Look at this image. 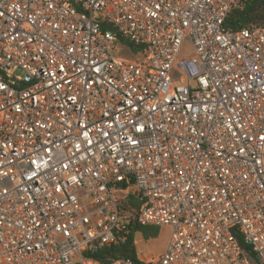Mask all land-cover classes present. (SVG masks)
I'll use <instances>...</instances> for the list:
<instances>
[{"label": "built area", "instance_id": "1", "mask_svg": "<svg viewBox=\"0 0 264 264\" xmlns=\"http://www.w3.org/2000/svg\"><path fill=\"white\" fill-rule=\"evenodd\" d=\"M246 1L0 0V264H101L128 191L172 235L110 264H264V24L224 27Z\"/></svg>", "mask_w": 264, "mask_h": 264}, {"label": "trees", "instance_id": "2", "mask_svg": "<svg viewBox=\"0 0 264 264\" xmlns=\"http://www.w3.org/2000/svg\"><path fill=\"white\" fill-rule=\"evenodd\" d=\"M263 24L264 0H248L230 11L225 20L224 27L226 30H239ZM130 46L134 49H141V47L133 43H130ZM141 206L142 201L136 193L130 191L122 193L119 199V207L132 215L127 241L104 246L95 253L90 254V256L99 260L101 264H110L113 260L118 258H132L140 263L138 260L139 251L135 241V234L141 231L144 239L155 238L159 235L158 227H155L157 225H140L137 222L136 219L140 213ZM236 234L243 249L247 252L250 259L255 262L256 254L252 247L244 241L242 235L238 231ZM85 255L89 256V253H85Z\"/></svg>", "mask_w": 264, "mask_h": 264}, {"label": "rangeland", "instance_id": "3", "mask_svg": "<svg viewBox=\"0 0 264 264\" xmlns=\"http://www.w3.org/2000/svg\"><path fill=\"white\" fill-rule=\"evenodd\" d=\"M189 50V45L185 46L184 52ZM116 55L129 60L141 59L143 56L142 50L140 48L134 49L130 46V43L126 40H120L116 47ZM158 227L159 235L158 237L151 239H144L141 231L135 234V241L140 252V256L147 257H160L167 248L170 241L172 230L167 225L155 226Z\"/></svg>", "mask_w": 264, "mask_h": 264}, {"label": "crops", "instance_id": "4", "mask_svg": "<svg viewBox=\"0 0 264 264\" xmlns=\"http://www.w3.org/2000/svg\"><path fill=\"white\" fill-rule=\"evenodd\" d=\"M140 253V252H139ZM140 255V254H139Z\"/></svg>", "mask_w": 264, "mask_h": 264}]
</instances>
